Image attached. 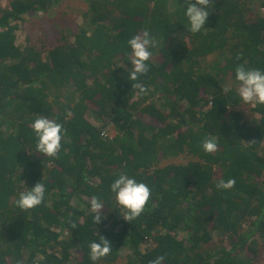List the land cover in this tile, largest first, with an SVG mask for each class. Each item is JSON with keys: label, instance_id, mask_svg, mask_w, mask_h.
Listing matches in <instances>:
<instances>
[{"label": "trees", "instance_id": "trees-1", "mask_svg": "<svg viewBox=\"0 0 264 264\" xmlns=\"http://www.w3.org/2000/svg\"><path fill=\"white\" fill-rule=\"evenodd\" d=\"M58 1L0 5V264L39 254V264H93L89 243L100 237L111 252L95 264L161 255L162 264H254L264 241V104H244L235 70L264 71V17L248 0H213L191 33L186 0H84L70 38L45 54L19 46L15 21ZM144 31L159 44L140 95L128 80V40ZM38 116L63 125L56 157L36 150ZM205 137L216 138L215 152L203 150ZM122 172L151 189L130 222L110 189ZM231 178L232 189L217 188ZM38 182L43 202L21 210L19 194ZM93 197L104 205L99 224Z\"/></svg>", "mask_w": 264, "mask_h": 264}, {"label": "clouds", "instance_id": "clouds-1", "mask_svg": "<svg viewBox=\"0 0 264 264\" xmlns=\"http://www.w3.org/2000/svg\"><path fill=\"white\" fill-rule=\"evenodd\" d=\"M186 13L188 18L189 30L191 33H197L205 27L209 18V8L213 4V0H195L189 3L186 0ZM159 41L149 32L136 34L128 40L131 49V70L129 71L128 80L135 81L132 88L138 90V94L147 95L148 88L140 81V78L149 71L148 61L152 58L151 49L156 48ZM235 79L239 82L238 94L244 104H264V71L259 69H249L244 65H238L235 70ZM230 88H224L227 92ZM37 139V152L48 157H56L61 150V141L63 125L55 120L38 116L31 125ZM201 147L206 153H212L217 150V142L215 137H205L201 142ZM235 179L219 180L217 188L221 190H230L235 186ZM110 189L115 193L116 201L119 205L127 210V214L123 218L130 222L138 218L144 211L146 204L151 196V189L143 182H137L134 178H130L127 174L121 173L115 179ZM45 186L38 182L30 190L21 192L16 205L21 210H30L39 206L45 197ZM103 203L93 197L90 201V211L93 213L94 221L99 224L102 221L101 211ZM71 227L76 228V224L72 223ZM89 258L95 264L103 257L111 252V243L104 237H100L99 242L89 243ZM165 260L163 255L157 256L149 261V264H162Z\"/></svg>", "mask_w": 264, "mask_h": 264}, {"label": "rangeland", "instance_id": "rangeland-1", "mask_svg": "<svg viewBox=\"0 0 264 264\" xmlns=\"http://www.w3.org/2000/svg\"><path fill=\"white\" fill-rule=\"evenodd\" d=\"M11 1L0 0V5L9 8ZM248 2L252 13L257 11L264 17V0H248ZM83 7H86L84 0H59L54 6L24 14L22 19L15 21L18 24L16 43L21 47L32 45L42 49L44 54L47 53L50 48L62 43L65 37L70 38L73 31H77L81 22L80 9ZM155 100L158 106L167 103L165 97L162 98L158 94H156ZM244 112L247 115L257 116V113H253L249 107H244ZM105 124L104 129H108V133H111L114 130L113 125L109 126V122ZM176 160H180V158ZM212 233L214 239L218 241L221 237L220 233L216 231H212ZM146 247L142 246V249L145 250ZM259 247L261 253L254 264H264L263 240Z\"/></svg>", "mask_w": 264, "mask_h": 264}, {"label": "built area", "instance_id": "built-area-1", "mask_svg": "<svg viewBox=\"0 0 264 264\" xmlns=\"http://www.w3.org/2000/svg\"><path fill=\"white\" fill-rule=\"evenodd\" d=\"M111 125H112V124L109 123V126H111ZM101 133H102V136H103V137H106L107 135H109V133H108V129H103ZM97 182H99V179H98V178H95L94 183H97ZM55 230L59 231V229H55ZM146 246H147V245H146ZM42 258H43V256H42L41 254H39V255L37 256V258H36V262H35L34 264H39V260L42 259Z\"/></svg>", "mask_w": 264, "mask_h": 264}, {"label": "crops", "instance_id": "crops-1", "mask_svg": "<svg viewBox=\"0 0 264 264\" xmlns=\"http://www.w3.org/2000/svg\"><path fill=\"white\" fill-rule=\"evenodd\" d=\"M84 8H85V7H83L82 9H84ZM80 10H81V9H80ZM77 29H78V27H77ZM77 29H76V30H77ZM73 32H75V31H73Z\"/></svg>", "mask_w": 264, "mask_h": 264}]
</instances>
